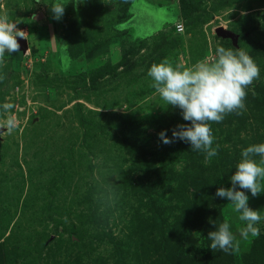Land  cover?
<instances>
[{"label": "rangeland", "instance_id": "374dc122", "mask_svg": "<svg viewBox=\"0 0 264 264\" xmlns=\"http://www.w3.org/2000/svg\"><path fill=\"white\" fill-rule=\"evenodd\" d=\"M54 2L0 0L28 44L0 67L11 63L0 105V264H248L258 236L241 238L245 222L215 193L232 186L242 150L264 143V0H201L188 25L178 0H64L60 20ZM219 27L239 36L236 46ZM135 38L175 42L162 59L180 69L214 61L218 46L258 65L242 114L211 122V160L179 139L161 142V130L171 139L189 122L151 87L152 64L140 56L93 81L75 77L119 64L120 42ZM103 42L109 53L86 61ZM242 191L264 217V191ZM225 220L238 249L211 250L208 233ZM256 227L264 237V219Z\"/></svg>", "mask_w": 264, "mask_h": 264}, {"label": "clouds", "instance_id": "9594fccd", "mask_svg": "<svg viewBox=\"0 0 264 264\" xmlns=\"http://www.w3.org/2000/svg\"><path fill=\"white\" fill-rule=\"evenodd\" d=\"M79 2L72 0L74 6ZM67 3L55 0L50 7L53 19L63 17ZM25 33L7 15H0V67L5 65L6 56L20 51L17 38L25 39ZM215 55L214 61H200L183 69L174 67L168 58H164L159 63H153L147 73L152 80L151 87L165 105L180 109L183 120L189 122L177 125L172 130L171 139L165 130H161L158 133L161 142L171 144L179 139L189 143L193 151L204 152L207 160L216 156L219 148L218 144L213 147L211 122L220 123L231 113L242 114L247 88L259 78L260 72L253 58L243 49L218 46ZM5 78L0 74V82ZM14 127L15 122L8 119V130ZM229 179L232 186L217 188L215 195L227 198L233 211L239 213L238 219L245 222V226L238 229L241 238L259 236L260 230L256 225L264 217L259 210L249 207V196L242 190L250 192L252 197L264 191V143L252 144L242 150L241 159ZM208 239L211 250L229 252L238 249L236 236L227 220L218 227L215 225V230L208 233Z\"/></svg>", "mask_w": 264, "mask_h": 264}, {"label": "trees", "instance_id": "16d2710c", "mask_svg": "<svg viewBox=\"0 0 264 264\" xmlns=\"http://www.w3.org/2000/svg\"><path fill=\"white\" fill-rule=\"evenodd\" d=\"M178 6H179L180 17L186 22L187 25L191 21H196V22L198 21V14L201 12L200 11L201 0H178ZM130 17H132V14H130ZM128 20L129 19H127L126 21ZM128 26H131V24H129ZM147 39L148 38L145 39L135 38L131 42L122 40L120 42L121 62L119 64L113 66L111 65L110 60H107L98 69L92 72H81L75 75V77L80 79L83 83H85L87 79L93 81L98 76H102L107 72L116 70L120 65L130 61L134 55L140 56L141 62L148 61L151 65L153 63H156V61L158 60L159 61L162 60L165 53L175 46V42H172V40L168 41L167 39L154 40L151 45H148ZM68 40H69L68 44L70 47L72 41L70 39ZM257 49L260 50L262 49V47L260 48L257 47ZM141 50H145V51L141 54L140 53ZM108 53H109V42H103L91 50L90 54L86 56V61L91 62L93 60L101 58L104 55H107ZM10 67H11V63L9 62L6 65L3 73V75H5L6 78L2 82H0V105L4 97V93L1 91V88L4 85H7L8 83L7 73ZM155 220L156 222L159 223V220L157 221L156 216H155ZM107 236L109 237L110 241L113 243L117 254L120 255L121 253L120 245L116 241H114V239L109 234H107ZM256 242H258L260 246H255L251 250L252 253L250 255L252 257V260L248 261V264H253L255 262L258 263L259 261L264 260V237L258 236ZM260 253L262 259L260 258Z\"/></svg>", "mask_w": 264, "mask_h": 264}, {"label": "water", "instance_id": "95a60500", "mask_svg": "<svg viewBox=\"0 0 264 264\" xmlns=\"http://www.w3.org/2000/svg\"><path fill=\"white\" fill-rule=\"evenodd\" d=\"M215 32L219 37H221L223 39H230L232 41L233 46L237 45V41H238V37H239L237 34H234L231 31H227L221 27L217 28L215 30ZM17 39H18V42L20 44V51L19 52H21L23 54L28 49L27 41L25 39H20V38H17ZM2 131H3V129L0 128V134L2 133Z\"/></svg>", "mask_w": 264, "mask_h": 264}, {"label": "built area", "instance_id": "2783aa9c", "mask_svg": "<svg viewBox=\"0 0 264 264\" xmlns=\"http://www.w3.org/2000/svg\"><path fill=\"white\" fill-rule=\"evenodd\" d=\"M175 29L178 33L183 32V26L182 24H176Z\"/></svg>", "mask_w": 264, "mask_h": 264}]
</instances>
